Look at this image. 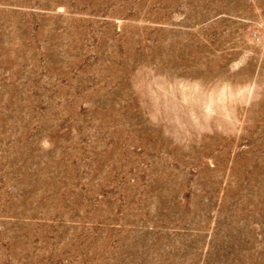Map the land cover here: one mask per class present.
<instances>
[{
    "label": "rangeland",
    "instance_id": "1",
    "mask_svg": "<svg viewBox=\"0 0 264 264\" xmlns=\"http://www.w3.org/2000/svg\"><path fill=\"white\" fill-rule=\"evenodd\" d=\"M0 264H264V0H0Z\"/></svg>",
    "mask_w": 264,
    "mask_h": 264
}]
</instances>
